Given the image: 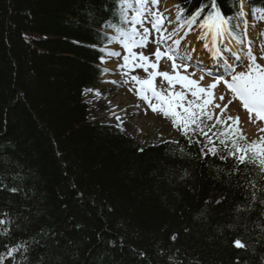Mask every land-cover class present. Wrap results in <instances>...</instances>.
I'll list each match as a JSON object with an SVG mask.
<instances>
[{
	"label": "trees",
	"instance_id": "1",
	"mask_svg": "<svg viewBox=\"0 0 264 264\" xmlns=\"http://www.w3.org/2000/svg\"><path fill=\"white\" fill-rule=\"evenodd\" d=\"M176 1L185 16L208 3ZM114 13L117 0H0V264H28L5 248L25 240L31 264H264V173L90 120Z\"/></svg>",
	"mask_w": 264,
	"mask_h": 264
},
{
	"label": "snow or ice",
	"instance_id": "2",
	"mask_svg": "<svg viewBox=\"0 0 264 264\" xmlns=\"http://www.w3.org/2000/svg\"><path fill=\"white\" fill-rule=\"evenodd\" d=\"M160 3L161 0H117L118 14L114 13L113 17L115 22H105V27L112 29L114 34L109 35L105 32L103 35L108 44L120 45L121 51L111 50L107 46L100 51L109 58L122 59V63H117L116 68L121 75L129 77L124 83H132L138 97L146 102L153 112L171 117L173 127L180 131L190 144H201L202 155L220 154L221 159L231 157L236 161L237 169L240 165L251 164L259 173H264V135L257 140L248 141L239 127L238 116H229L225 120L223 113L227 105L221 108L220 104L214 103L213 90L219 81L202 87L197 80L181 74L180 69L186 72L189 67V63L186 62L190 59L187 55L189 50L186 49L183 56L178 55L182 40L189 33L198 30L197 39L207 41L204 48L206 50L211 48L212 54L219 56L221 54L219 44L227 38H236L232 33L239 25H234L232 21L245 16L243 8L248 0H241L235 16L225 15L217 0H208V3L202 4L189 16H185V10L176 5V15L170 18L166 15L168 9L160 10ZM260 11L264 12V9ZM261 19H264V16ZM243 23L247 24L246 21ZM166 25H175V27L169 31ZM149 44H154L155 48L146 54L145 50ZM190 50L195 51V49ZM152 57L154 60L151 59ZM163 59L171 62V73L160 70V61ZM177 59L180 63H177ZM248 59L250 63L247 70L233 72L231 80H225L224 83L247 111L250 121L252 119L264 121V65L257 62L258 58L252 54L250 47ZM259 59H264V56ZM100 60L101 63L106 62L104 56H101ZM228 67L231 68V65ZM135 69H142L147 74V78L141 79L139 75H130ZM103 71L107 72L108 69L105 68ZM157 77L161 78L160 88L155 83ZM200 79L203 80V77ZM177 85L179 90H175ZM129 90L132 91L131 88ZM219 99L223 101L224 95ZM217 108L221 109L219 115L213 111ZM259 132L264 133V128L259 129ZM193 136L202 137L206 143L202 144L200 139L193 140ZM8 190L16 192L18 189L13 187ZM0 217H3L0 218V225L11 222L7 212L0 213ZM2 234L9 235V230L5 229ZM37 235L43 239L47 233L41 229ZM171 239L176 240V235ZM33 242L40 244L35 238ZM233 243L236 248L246 247L240 239L234 240ZM5 248L7 257L12 261L19 253L28 264H31L26 255L32 250L29 241H20L12 247L5 245ZM169 259L173 258L169 257ZM174 264H182V262L176 260ZM236 264L241 262L237 261Z\"/></svg>",
	"mask_w": 264,
	"mask_h": 264
},
{
	"label": "rangeland",
	"instance_id": "3",
	"mask_svg": "<svg viewBox=\"0 0 264 264\" xmlns=\"http://www.w3.org/2000/svg\"><path fill=\"white\" fill-rule=\"evenodd\" d=\"M174 3L176 2L173 0H161L159 8L161 11H164L165 9L169 10L168 6L169 5L175 6ZM166 15L169 16L170 18H174L176 15V7H174L172 11L169 10L168 12H166ZM237 19H239L240 21V18ZM250 20L255 21L256 20L255 15H253V17H251ZM166 27L168 28L169 31H171V29L175 27V25H166ZM258 33L260 37L261 34L262 37H264L263 23H258ZM262 37L259 38L258 36L256 38V42H257L256 50L260 53L259 58L264 56V39H262ZM201 42L207 43V41H201ZM109 48L114 51H121V47L118 44H113ZM154 48H155L154 44H149L148 48L145 50V53L147 54L148 52L153 51ZM186 49L190 50L188 42H184V43L181 42L179 50H186ZM104 59L106 62L103 63V66L106 69H108V71L103 76V83L99 88L90 89L91 91L86 90L84 95V99L90 110V119L93 121L100 120L101 122L104 123H111V125L120 128L119 130L122 133L124 132L123 130L125 129L127 131V134L129 135L128 136L126 134V137L127 136L130 137L144 146L152 145L155 143H161L165 141L177 140L181 132L178 131L175 127H173L171 117H163V116L160 117L158 115H153L150 114L149 112L144 111L143 108L148 106L146 102H144L141 99L134 98V96L130 93L129 90L126 91L121 90L120 84L122 82L120 81L119 76H116L117 74L120 73V71L117 70L116 65L117 63H122V59H118L115 57L112 58L106 57ZM151 59L154 60V57H152ZM178 61L180 62L179 59H177V62ZM259 62L261 65H264V59H259ZM160 63H164V65L160 67L161 71H168L169 73H171L172 69H171L170 61L163 59ZM200 70H201L200 65L198 64L196 65L193 62H190L187 71L185 72L183 69H180V72L183 75H188L189 78L191 79L197 80L200 83V86L207 87L206 80L208 79L202 75ZM246 70H247V66L245 64L243 67H241L238 70V72L246 71ZM130 75H139L141 79L147 78V75L142 69H135L130 73ZM201 77H203V80L200 79ZM121 79L127 80L129 79V77L121 75ZM112 81H115V83H112ZM157 81H155V83ZM216 81L219 80H212V83ZM112 88H115L116 90H112ZM110 90L113 91V93L116 92L115 93L117 94L116 98L126 99L128 97L130 99L129 103L131 105L123 108H119L115 106V108L112 107L111 109L109 108L104 109L101 105L92 108L91 105L88 103V100L90 101L97 99H103V100L110 99L112 97V94H110ZM213 92L215 97L214 99L215 104H220L221 108H223L224 105H227V109L223 113V118L226 120L227 117L229 116L231 117L238 116L240 118L239 127L243 130V134L247 137L248 141L257 140L261 135H264V133L259 132V129L264 128V121H257L255 119H252L250 121L249 114L245 109H243L240 101L233 97V94L227 88L223 80L217 83V86L213 90ZM221 95H224L225 97L223 101L219 99ZM229 101H231V103H229ZM135 111L139 115L138 117ZM213 111L217 115H219L221 109L217 108V109H213ZM117 117H119V119H117ZM115 119H117L118 122L120 121V123H114ZM229 123L231 122L229 121ZM132 135L134 137H132Z\"/></svg>",
	"mask_w": 264,
	"mask_h": 264
},
{
	"label": "bare ground",
	"instance_id": "4",
	"mask_svg": "<svg viewBox=\"0 0 264 264\" xmlns=\"http://www.w3.org/2000/svg\"><path fill=\"white\" fill-rule=\"evenodd\" d=\"M237 2H238V0H237ZM174 4H175V6L177 5L176 3H174ZM175 6L169 5L168 8H169V10L172 11ZM243 11L246 15V12H247V5L246 4L243 8ZM256 21L261 22L259 14L256 15ZM256 21L248 20V22H247L248 28H247V32L245 34L246 35L245 39H246V43H248V44L252 42L253 38L258 36V28L256 25L257 24ZM187 42L189 44V49H195V51L189 50L187 52V55L190 58L189 61H194L196 63H203L206 61L208 63L207 67L210 68L211 73L218 74L221 77H225L224 75L226 74L225 71H226V69H228V65H234L236 62L243 61L244 58L248 55V51L246 50V48L244 46L240 45L239 43H237L232 38H227L223 41V43L219 44L220 49L222 46H224L225 51L228 52V55H224V52L221 49V54L219 56H214L212 54L211 48L206 50L204 48V44L206 42H201V40H198L197 35H195V34L190 36L188 38ZM183 55H184V53L182 54V56ZM222 56L227 59L228 64H227V62H225L226 67H221L223 62H224V59ZM214 59L217 61L215 62ZM115 93H113V91L110 90V94H112V97L110 99H108V100L97 99V100H90V101L88 100V103L91 105L92 108H94L98 105H101L104 109H107V108L111 109L112 107L115 108V106H117L119 108H123V107H127V106L131 105L129 103L130 99L128 97H127L128 99L127 98L126 99L116 98L117 94H115ZM135 113L137 114L136 111H135ZM138 116L139 115L137 114V117ZM114 123H120V121L118 122L117 119H115ZM121 124H122V122H121ZM123 131L125 134H127V131L125 129ZM132 137H134V136L132 135Z\"/></svg>",
	"mask_w": 264,
	"mask_h": 264
}]
</instances>
